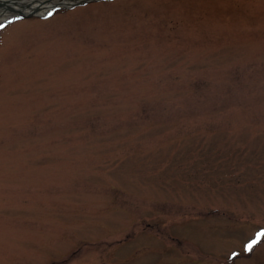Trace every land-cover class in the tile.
I'll return each mask as SVG.
<instances>
[{"label":"rangeland","instance_id":"1","mask_svg":"<svg viewBox=\"0 0 264 264\" xmlns=\"http://www.w3.org/2000/svg\"><path fill=\"white\" fill-rule=\"evenodd\" d=\"M6 24L0 264H264V0Z\"/></svg>","mask_w":264,"mask_h":264},{"label":"bare ground","instance_id":"2","mask_svg":"<svg viewBox=\"0 0 264 264\" xmlns=\"http://www.w3.org/2000/svg\"><path fill=\"white\" fill-rule=\"evenodd\" d=\"M72 1L77 0H0V19L6 14H12L15 10L23 13L34 11L38 15L44 16L58 6H63Z\"/></svg>","mask_w":264,"mask_h":264},{"label":"snow or ice","instance_id":"3","mask_svg":"<svg viewBox=\"0 0 264 264\" xmlns=\"http://www.w3.org/2000/svg\"><path fill=\"white\" fill-rule=\"evenodd\" d=\"M9 23H11V21H9ZM4 27H6V25H2L0 24V29H3ZM261 239H264V231L262 232H258L256 234V237L255 239L247 242L245 245H244V251L246 252H251L253 250V248L259 244L261 242ZM237 254L236 253H233L232 256L235 257Z\"/></svg>","mask_w":264,"mask_h":264},{"label":"water","instance_id":"4","mask_svg":"<svg viewBox=\"0 0 264 264\" xmlns=\"http://www.w3.org/2000/svg\"><path fill=\"white\" fill-rule=\"evenodd\" d=\"M89 1V0H88ZM87 0H77V1H72L71 3L65 4L62 7H73L76 5H82L85 4L86 2H88ZM14 15L16 17H31L34 15H38L37 13H35L34 11L29 12V13H23L22 11H14Z\"/></svg>","mask_w":264,"mask_h":264}]
</instances>
